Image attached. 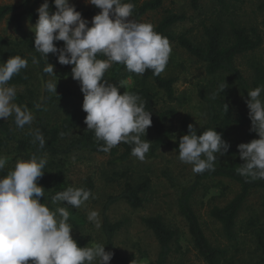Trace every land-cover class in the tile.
I'll list each match as a JSON object with an SVG mask.
<instances>
[{
	"label": "trees",
	"instance_id": "1",
	"mask_svg": "<svg viewBox=\"0 0 264 264\" xmlns=\"http://www.w3.org/2000/svg\"><path fill=\"white\" fill-rule=\"evenodd\" d=\"M175 1L185 2L193 10H199L203 0H124L135 5L130 19L137 22H144L147 14L163 9L166 2ZM219 1L222 8L226 9L227 4L222 0ZM42 3L44 0H25L17 6H1L0 21L7 17L15 30L21 31L23 23L37 21V9ZM48 3L50 13L54 12L53 0H48ZM74 7L81 13L82 18L89 22V27L92 18L100 11L94 6L89 9ZM263 9L264 2H261L258 10ZM184 20V16L165 10L162 18L154 25V30L167 37L169 42H175L187 55L198 62L205 74L210 77L204 87V93L201 91L199 93L206 110V120L203 124H195L192 117L186 115L174 129L170 123L176 117L177 110L169 106L155 108L157 102L162 99L169 103L176 100L174 85L177 81L172 75L163 76L162 73L153 75L151 70H146L140 76L128 72L123 65L113 64L106 71L104 79L119 87L120 94L123 92L138 94L145 102V110L152 114L149 127L152 145L143 161L155 158L162 149L178 154L179 140L183 135L188 134L189 124L193 125L197 135L213 128L230 145L227 153L217 157L215 171L194 173L191 180L186 183L178 182L165 171L162 176L176 193L177 211L186 224L194 251L205 264H233V261L228 258L229 250L226 247L212 243L205 235L200 218L192 206L197 190L205 183L214 181H218L222 192L226 191L222 186L224 180L237 186L238 192L225 206H215L209 213L211 219L220 225L223 238L228 242L238 241L239 226H243V222L238 219L239 213L249 196L254 192L259 193L262 217L250 218L246 223L247 228L252 227L251 233L255 238L256 250L252 260L245 264H264V224H260V219L264 221V180H246L236 170L244 163L239 158L237 146L259 139L255 132L250 131L251 122L245 101L248 91L264 86L263 39L258 35L256 27L240 26L233 21H229L226 25L223 20H218L210 26L203 25V36L199 42H196L188 37V33H181L178 36L172 34V28ZM262 25L264 27V21ZM33 41L34 32L23 33L17 39L0 36V64L5 63L9 57L17 55L28 61V66L18 75L13 76L9 85L27 87L34 79L39 82L37 93L31 90L24 93L17 92L13 101L32 111L35 119L31 125H25L24 130L13 131L9 122L0 118V155L8 158L0 176L7 174L18 159L28 160L34 153L39 157H46L44 175L37 181L38 186L45 190L40 203H45L50 210L55 211L57 207L65 206L66 202L53 204L51 197L71 186L66 175L69 157L78 154L106 153L98 150L103 142L97 141L94 132L87 130L84 124L86 113L82 111L83 94L79 83L71 78L72 66H62L58 63L56 55H47L46 63L54 66V76L57 77V96L47 92L46 82H55L56 78L44 73L45 60L35 51ZM54 44L58 49L63 47L62 41ZM249 55H258V59L252 58L257 65H251L252 76L247 78L235 62L238 58ZM33 57L39 61L37 64L32 63ZM98 58L103 59V57ZM127 80H130L128 85L125 84ZM223 83L226 84V88L222 92L220 86ZM261 98L264 99V92L261 93ZM37 104L41 105L40 109L36 108ZM224 104L227 105V111L224 109ZM33 129H39L43 134L46 141L44 148L39 149L38 145L31 143L33 137L30 132ZM132 147L121 143L120 149L114 147L109 152L112 157L109 161L112 167L111 180L116 177L117 181H122L118 193L108 195L103 201L99 219L101 224L99 232L103 245L107 251L113 253L111 264H133L134 257L121 256L114 244V237L124 224L110 221L108 216L110 207L123 202L131 209H142L151 186L148 177L139 176L137 179L134 177L131 167L134 162L140 160L131 155ZM83 188L93 194L95 183L91 177L85 179ZM70 213L69 221L76 222L73 218V215H77L76 210L72 208ZM78 222L82 223V218H79ZM141 222L151 232L158 248L155 258L149 264H188L184 251L177 243V232L165 223L162 216H147L142 218Z\"/></svg>",
	"mask_w": 264,
	"mask_h": 264
},
{
	"label": "clouds",
	"instance_id": "2",
	"mask_svg": "<svg viewBox=\"0 0 264 264\" xmlns=\"http://www.w3.org/2000/svg\"><path fill=\"white\" fill-rule=\"evenodd\" d=\"M99 9L91 20L83 19L69 0H53L55 8L50 13L48 0L37 9L38 19L34 26L33 47L45 60L48 54L57 56L62 66L71 67V78L77 81L83 94L82 111L86 113L84 124L94 132L95 139L102 141L98 149L108 153L121 143L132 145L131 155L143 161L152 143L144 139L151 126V112L145 110V102L138 94L123 92L104 79L113 64L123 65L130 73L142 76L146 70L153 75L162 73L171 55L167 37L154 30L151 23L130 19L135 5L124 0H87ZM62 41L57 48L54 42ZM58 54V55H57ZM98 57H103L99 59ZM39 61L33 57L32 63ZM28 66L19 55L0 64V118L14 116L18 128L31 125L35 119L32 111L20 106L16 99L15 85H9L13 76ZM44 73L54 76V66L47 64ZM55 77V76H54ZM55 82L45 84L46 91L56 94ZM226 84L220 86L223 92ZM264 86L247 92L245 101L250 131L259 139L237 146L239 158L244 162L236 168L246 180H264ZM41 108L40 104L36 105ZM227 111V105L224 104ZM31 143L44 148L45 138L39 129L30 132ZM63 135V133H61ZM143 137V139L141 138ZM230 145L221 135L209 128L197 135L193 125L188 134L179 140L178 159L192 165V172L202 174L215 171L217 157L228 152ZM7 157L0 155V171L5 169ZM46 157L35 153L30 159H18L6 175L0 176V264H109L113 258L105 245L80 248L72 238L68 223L69 207L79 208L89 197L90 190L68 186L51 197L53 204H64L55 211L40 203L45 190L37 181L44 175ZM89 222L101 227L99 213L91 210Z\"/></svg>",
	"mask_w": 264,
	"mask_h": 264
},
{
	"label": "rangeland",
	"instance_id": "3",
	"mask_svg": "<svg viewBox=\"0 0 264 264\" xmlns=\"http://www.w3.org/2000/svg\"><path fill=\"white\" fill-rule=\"evenodd\" d=\"M24 1L0 0V7L5 5L17 6ZM222 1L227 4L226 9L222 8L219 0H203L199 10H193L182 1L166 2L163 9L147 14L144 17V22L155 25L162 18L165 10L172 11L174 14L185 17L182 23L172 28V34L178 36L181 33H188V37L199 42L203 36V25L210 26L218 20H223L228 25L229 21H233L240 26L256 27L258 35L263 39L262 46H264V27L262 25L264 9L258 10V5L264 0ZM69 3L82 9L92 7L87 3V0H69ZM35 24L36 22H25L22 25V30L17 31L9 23V18L6 17L0 21V36L10 39L20 38L23 33L34 32ZM170 46L171 55L162 74L163 76L172 75L176 78L177 82L174 85L176 100L169 103L162 99L157 102L155 108L161 109L169 106L177 110L176 117L170 123L174 129L186 115H190L195 124L201 125L206 120V110L199 93L200 91L204 93V87L210 77L205 74L201 65L179 48L175 42H170ZM252 58L258 59V55L243 56L235 62L247 78L252 76L251 65H257L255 61H252ZM129 83L130 80L125 82L126 85ZM38 89L39 82L37 79H34L27 87H16L18 93H24L27 90L37 93ZM5 121L9 122L13 131L25 129L15 125L14 116H10ZM141 138L143 139V137ZM144 139L148 142L152 139L149 128L146 130ZM117 147L120 149V144ZM111 158L108 152L104 155L78 154L68 159L66 175L71 186L83 187L85 179L88 177H91L95 183L92 197L79 208H75L77 215H73V218L76 222L68 221L73 229L72 238L76 241L77 246L82 248L94 247L97 243L103 244L99 228L96 227L95 223L88 221L87 214L91 210H96L100 219L103 201L108 195L117 194L120 189L119 184L122 181H117L116 177L111 180L112 167L109 164ZM120 169L122 170V168ZM131 170L135 179L139 176L148 177L151 186L146 195L147 201L142 209L134 210L125 203L118 202L112 205L108 211L111 222L124 224L114 237V244L121 256L132 255L134 257L133 264H149L155 258L158 250L156 242L151 232L142 224L141 219L147 216L160 215L165 223L177 232V243L185 253L186 262L188 264H205L194 251L186 224L177 211L176 193L162 176L165 171L178 182L186 183L194 175L192 165L182 163L178 159V154L173 151L162 149L155 158L134 162ZM222 186L225 187L226 191L222 192L218 181L205 183L197 190L192 200V206L199 216L203 231L209 240L214 244L226 247L229 250L228 258L232 259L233 264H245L252 260L256 250L255 238L251 233L252 227L247 228L246 223L250 218L262 217L260 195L254 192L246 200L238 216V219L243 222V226H239L238 241L228 242L223 238L220 225L209 216L213 207L225 206L238 192L237 186L227 180L222 182ZM71 209L69 207V211ZM79 218H82V223L78 222ZM260 224H264L262 219H260ZM105 251L107 252L106 249ZM30 263L31 261L28 262V264ZM94 264H98V261Z\"/></svg>",
	"mask_w": 264,
	"mask_h": 264
},
{
	"label": "built area",
	"instance_id": "4",
	"mask_svg": "<svg viewBox=\"0 0 264 264\" xmlns=\"http://www.w3.org/2000/svg\"><path fill=\"white\" fill-rule=\"evenodd\" d=\"M31 264V263H30Z\"/></svg>",
	"mask_w": 264,
	"mask_h": 264
}]
</instances>
